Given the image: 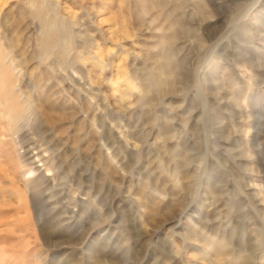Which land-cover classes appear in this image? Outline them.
<instances>
[{
	"label": "rangeland",
	"instance_id": "1",
	"mask_svg": "<svg viewBox=\"0 0 264 264\" xmlns=\"http://www.w3.org/2000/svg\"><path fill=\"white\" fill-rule=\"evenodd\" d=\"M0 264H264V0H0Z\"/></svg>",
	"mask_w": 264,
	"mask_h": 264
}]
</instances>
